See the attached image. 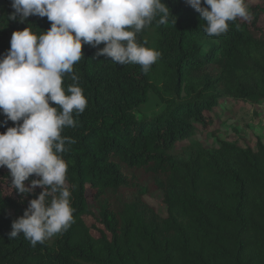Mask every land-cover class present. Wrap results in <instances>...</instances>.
<instances>
[{
	"label": "trees",
	"instance_id": "1",
	"mask_svg": "<svg viewBox=\"0 0 264 264\" xmlns=\"http://www.w3.org/2000/svg\"><path fill=\"white\" fill-rule=\"evenodd\" d=\"M162 2L175 24L173 17L158 24V15L136 36L161 53L147 73L138 64L96 57L88 45L73 65L87 106L73 114L76 126L62 131L76 141L61 154L71 226L34 247L23 234L8 239L11 222L41 189L21 197L0 167V264H264V145L221 142L207 150L194 143L175 151L196 127L212 126L211 112L222 100L264 101V0L247 7L251 21L237 18L211 37L184 0ZM12 11L11 0H0V57L13 32L29 27L40 35L50 28L46 17L10 21ZM62 79L65 90L74 83L70 74ZM150 92L165 110L137 123L133 111ZM13 126L8 121L0 133ZM149 191L161 192L165 217L146 205ZM90 203H100L97 213Z\"/></svg>",
	"mask_w": 264,
	"mask_h": 264
},
{
	"label": "clouds",
	"instance_id": "2",
	"mask_svg": "<svg viewBox=\"0 0 264 264\" xmlns=\"http://www.w3.org/2000/svg\"><path fill=\"white\" fill-rule=\"evenodd\" d=\"M184 3L199 13L210 37L226 33L228 22L237 18H253L245 0ZM11 8L10 21L24 23L36 16L50 22L49 30L40 35L29 27L13 32L10 48L0 57V115L5 117L0 126L8 121L14 125L0 133V167L8 169V185L21 197L41 189L23 215L11 222L7 236L23 234L34 247L74 222L66 186L68 165L61 154L76 141L62 136V131L75 127L73 114H82L87 106L76 83L79 77L73 74V65L83 57L82 45L97 49L96 57L119 65L138 64L147 73L161 53L139 44L137 34L158 15L160 25L170 17L175 24L176 18L162 0H11ZM65 74L74 81L66 90ZM33 175L38 179L29 180Z\"/></svg>",
	"mask_w": 264,
	"mask_h": 264
},
{
	"label": "rangeland",
	"instance_id": "3",
	"mask_svg": "<svg viewBox=\"0 0 264 264\" xmlns=\"http://www.w3.org/2000/svg\"><path fill=\"white\" fill-rule=\"evenodd\" d=\"M246 1L247 7L254 4V0ZM260 24L264 29V15L260 19ZM164 110L165 106L158 96L150 92L148 101L133 111V117L137 123L151 121L162 114ZM211 116L213 119L211 127L206 130L196 127L195 133L188 140L176 144L175 151L179 152L194 143L200 144L207 150L217 148L221 142L234 143L242 149H255L257 142L264 145V101L257 105H250L224 99L219 107L212 110ZM144 199L146 205L152 208L158 216H166V207L162 204L161 192L149 191ZM99 206L100 203H90L89 205L94 213L98 212ZM55 237L56 235L47 239L48 242H52Z\"/></svg>",
	"mask_w": 264,
	"mask_h": 264
}]
</instances>
